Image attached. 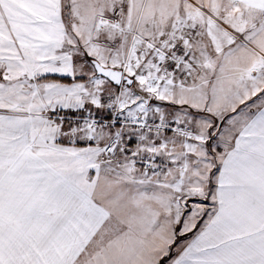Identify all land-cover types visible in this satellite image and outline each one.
I'll return each instance as SVG.
<instances>
[{"label": "snow or ice", "instance_id": "6c2138e0", "mask_svg": "<svg viewBox=\"0 0 264 264\" xmlns=\"http://www.w3.org/2000/svg\"><path fill=\"white\" fill-rule=\"evenodd\" d=\"M0 264H264V0H0Z\"/></svg>", "mask_w": 264, "mask_h": 264}]
</instances>
